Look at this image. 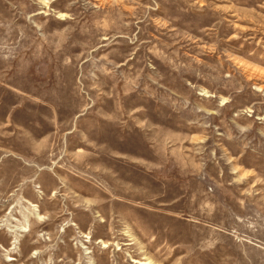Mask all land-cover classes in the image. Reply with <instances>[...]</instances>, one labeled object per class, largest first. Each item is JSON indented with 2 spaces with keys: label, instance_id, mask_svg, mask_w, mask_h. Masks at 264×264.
Segmentation results:
<instances>
[{
  "label": "rangeland",
  "instance_id": "obj_1",
  "mask_svg": "<svg viewBox=\"0 0 264 264\" xmlns=\"http://www.w3.org/2000/svg\"><path fill=\"white\" fill-rule=\"evenodd\" d=\"M145 261L264 264V0H0V264Z\"/></svg>",
  "mask_w": 264,
  "mask_h": 264
},
{
  "label": "bare ground",
  "instance_id": "obj_2",
  "mask_svg": "<svg viewBox=\"0 0 264 264\" xmlns=\"http://www.w3.org/2000/svg\"><path fill=\"white\" fill-rule=\"evenodd\" d=\"M85 238H87V237H85ZM140 264H150V262L145 261V262H142V263H140Z\"/></svg>",
  "mask_w": 264,
  "mask_h": 264
}]
</instances>
